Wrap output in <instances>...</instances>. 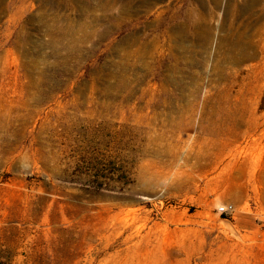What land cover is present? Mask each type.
I'll return each mask as SVG.
<instances>
[{"label": "rangeland", "instance_id": "obj_1", "mask_svg": "<svg viewBox=\"0 0 264 264\" xmlns=\"http://www.w3.org/2000/svg\"><path fill=\"white\" fill-rule=\"evenodd\" d=\"M80 1L0 0V264H264V0Z\"/></svg>", "mask_w": 264, "mask_h": 264}, {"label": "bare ground", "instance_id": "obj_2", "mask_svg": "<svg viewBox=\"0 0 264 264\" xmlns=\"http://www.w3.org/2000/svg\"><path fill=\"white\" fill-rule=\"evenodd\" d=\"M74 3L80 4V0H71ZM87 1V0H86ZM118 1V0H117ZM130 1V0H129ZM249 4H256L260 0H247ZM121 2V1H120ZM91 3V2H90ZM118 3V2H117ZM97 5L101 8L102 13L101 15H96L94 13H84L86 18L91 24H97L99 21H106L107 25L105 24L102 26V29L105 28L106 30L110 29L111 23L109 22V17L121 21L127 14L129 15L130 5L120 4L116 5L115 0H100L98 1ZM242 8V7H241ZM83 10V9H82ZM198 17H201L198 14ZM203 28V27H201ZM198 25H194V31L190 32V26L186 22H179L174 24L170 27L169 31L171 32L170 42L174 43V46L171 45L170 49L174 50L176 47H179L182 51H186L187 48L184 45V42L188 38H192L197 44L203 48L207 47V43L209 41V29L206 31V28L201 29ZM101 29V31H102ZM177 32V34L173 35V33ZM246 33L243 31H239L237 33V38L235 42L231 45V48L235 50L238 54L237 61L239 63L243 62L244 60L250 58L251 55L246 54V50L252 47L251 43H248L245 39ZM137 46L133 50H128L131 52L126 51L125 54L134 55L137 60L141 59L142 52L145 50V42L143 43L140 39L136 40ZM179 43V44H178ZM130 57V56H129ZM142 62V61H141Z\"/></svg>", "mask_w": 264, "mask_h": 264}, {"label": "built area", "instance_id": "obj_3", "mask_svg": "<svg viewBox=\"0 0 264 264\" xmlns=\"http://www.w3.org/2000/svg\"><path fill=\"white\" fill-rule=\"evenodd\" d=\"M220 213H229L233 211V206L231 204H224L219 208Z\"/></svg>", "mask_w": 264, "mask_h": 264}]
</instances>
